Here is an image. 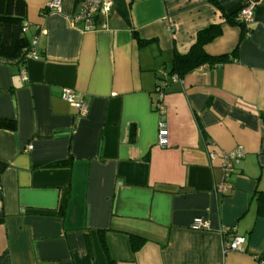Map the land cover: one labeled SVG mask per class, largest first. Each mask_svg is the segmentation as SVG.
I'll use <instances>...</instances> for the list:
<instances>
[{
    "label": "crops",
    "instance_id": "crops-1",
    "mask_svg": "<svg viewBox=\"0 0 264 264\" xmlns=\"http://www.w3.org/2000/svg\"><path fill=\"white\" fill-rule=\"evenodd\" d=\"M23 1L38 59L0 63V264H259L264 0H254L249 36L224 17L238 22L249 0H113L95 32L71 26L78 0H60L59 13L52 0ZM210 26L221 34L204 51L234 52L230 61L170 75L174 55ZM235 149L243 159L218 196L222 154ZM195 218L208 230L191 231ZM223 228L244 239L242 252L222 253ZM130 236L145 240L135 253Z\"/></svg>",
    "mask_w": 264,
    "mask_h": 264
},
{
    "label": "built area",
    "instance_id": "built-area-1",
    "mask_svg": "<svg viewBox=\"0 0 264 264\" xmlns=\"http://www.w3.org/2000/svg\"><path fill=\"white\" fill-rule=\"evenodd\" d=\"M253 6L254 0H249L243 8H241L237 15V21L243 23L247 29L246 36H249V28L253 22ZM113 8V0H78V8L73 15L70 16V24L73 27L80 28L84 32H95L103 29V25H100V19L107 17ZM49 12L59 13L61 12V1L52 0L47 5ZM27 25L24 24L23 32H26ZM32 50L28 54L27 58L37 60L38 53L35 50V41L31 42ZM22 78L25 79L24 74ZM166 84L163 83L156 89L157 101L155 102L154 110L162 116L164 114L163 98L165 95ZM61 100L69 104L71 107L77 110L78 115L85 117L88 113L87 106L76 100L75 94L71 90H64L61 94ZM157 145L160 148H166L168 146V130L165 121L159 120L157 131ZM31 149V146L27 148V151ZM243 151L241 149H235L229 153L222 154L221 157V170L222 180L215 193L218 196H222L231 189L230 178L234 172V167L243 159ZM209 158L212 160L215 158L214 154H210ZM191 231L204 232L208 230V224L200 219L195 218L192 220L190 226ZM221 236L224 238L230 236L229 241L222 243V253L227 252H242V245L244 239L237 236L235 229L223 228L221 230ZM259 264H264V259L259 260Z\"/></svg>",
    "mask_w": 264,
    "mask_h": 264
},
{
    "label": "trees",
    "instance_id": "trees-1",
    "mask_svg": "<svg viewBox=\"0 0 264 264\" xmlns=\"http://www.w3.org/2000/svg\"><path fill=\"white\" fill-rule=\"evenodd\" d=\"M215 7H219L217 0H207ZM27 9L23 0H0V63H23L32 50L31 42L23 32L26 23ZM230 24L241 27L243 35L247 29L243 23L235 22L230 16H224ZM221 34L219 26H210L199 32L196 42L186 55L175 54L172 60L169 74L183 78L185 75L199 69L202 66L209 68L225 64L234 54L222 56H210L204 51V47ZM38 53V52H37ZM130 247L133 253L145 243V240L136 236H130ZM102 246L108 257L105 242ZM111 263L110 258H107Z\"/></svg>",
    "mask_w": 264,
    "mask_h": 264
}]
</instances>
